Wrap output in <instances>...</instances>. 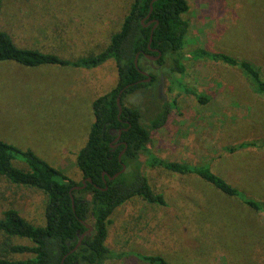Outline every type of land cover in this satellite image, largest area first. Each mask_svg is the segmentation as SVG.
<instances>
[{
	"label": "rangeland",
	"instance_id": "1",
	"mask_svg": "<svg viewBox=\"0 0 264 264\" xmlns=\"http://www.w3.org/2000/svg\"><path fill=\"white\" fill-rule=\"evenodd\" d=\"M188 1L190 9L183 15L189 24L183 50L186 71L176 74L181 83L170 88L168 69L143 60L160 81L125 99L141 109L142 121L151 130L141 161L153 189L164 193L168 205H150L137 197L120 206L112 215L106 244L116 252L161 254L174 264H264V212L194 173L145 164L150 155L208 163L214 172L264 202V147L242 146L264 141V94L255 91L239 68L193 54L205 48L248 59L264 77V0ZM132 2L0 0V30L20 47L73 60L104 50ZM117 82L114 59L94 68L29 67L2 61L0 139L32 149L80 182L77 155L95 120L93 102ZM186 87L209 96V102L202 104L186 93ZM174 100L167 122L153 129L150 122L158 105ZM47 202L42 189L0 175V217L15 208L28 221L44 226ZM5 240L33 245L29 238L0 231V245ZM9 256L24 259L32 254ZM113 264L149 263L125 254Z\"/></svg>",
	"mask_w": 264,
	"mask_h": 264
},
{
	"label": "trees",
	"instance_id": "2",
	"mask_svg": "<svg viewBox=\"0 0 264 264\" xmlns=\"http://www.w3.org/2000/svg\"><path fill=\"white\" fill-rule=\"evenodd\" d=\"M151 5L152 13L147 17ZM189 9L188 0H133L121 28L111 36L106 48L99 53L73 60L52 52L20 47L7 31L0 30V62L15 61L29 67L50 64L94 68L114 59L118 71L116 86L93 102L95 120L85 146L77 155V165L83 179L92 178V182L87 181L85 188L72 190L75 185H81L82 181L72 180L32 149H23L0 139V175L16 184L42 189L48 196L45 213L47 223L44 226L28 221L15 208L3 212L0 231L9 236L29 238L33 245L5 240L0 245V264H108L109 261L113 264L125 254L149 264H174L161 254L116 252L108 247L106 240L113 213L128 201L138 197L150 205H168L164 193L153 189L141 161V155L147 151L151 141V130L142 121L141 109L126 104L125 99L160 81L159 75L153 72H149L151 81H144L147 76L142 71L147 69L143 60L153 61L160 69H168L170 88L181 83L176 74L182 76L186 71L183 50L189 24L183 15ZM160 52L162 54L159 59L148 58V55L158 57ZM193 54L239 68L248 77L255 91L264 94V77L252 61L205 48H199ZM137 55L138 66L135 62ZM186 88V93L195 95L202 104L209 102V96ZM120 95L123 107L121 114L117 102ZM175 103V100L165 101L158 105L150 122L153 129H158L167 122ZM121 130V138L117 140ZM256 145L264 147V141L245 143L242 146ZM16 161L26 164L27 168L19 166ZM145 164L182 174L194 173L224 194L240 199L249 208L264 212V202L249 196L214 172L208 163L191 164L150 155ZM124 166V172L110 179L109 175L113 176ZM86 224L92 225L93 231L86 233L81 245L72 252L82 234L88 231ZM26 253L32 256L24 259L9 256Z\"/></svg>",
	"mask_w": 264,
	"mask_h": 264
},
{
	"label": "water",
	"instance_id": "3",
	"mask_svg": "<svg viewBox=\"0 0 264 264\" xmlns=\"http://www.w3.org/2000/svg\"><path fill=\"white\" fill-rule=\"evenodd\" d=\"M153 1H155V0H153ZM152 10H153V5H151V10H150V13H149V15H148L147 17H149V16L151 15ZM142 22H144V20H143ZM149 23H152V21H150ZM145 25H148V24H145ZM155 26H156V25H155ZM152 35H153V33H152ZM161 54H162V53L160 52L158 57H152V56L148 55V58H150V59H154V60H157V59H159V57L161 56ZM135 62H136V65L138 66V55H137V58H136V61H135ZM142 72H143V74H145V75L147 76V78L144 79V81H147V82L151 81L152 76L149 74V72H147V71H142ZM122 92H123V91H121V94H122ZM117 102H118V105H119V108H120V114H121V113H122V109H123V107H122V103H121V95L118 97ZM121 135H122V130L120 131V134H119V136L117 137V140H119V139L121 138ZM124 143L127 145L126 142H124ZM125 169H126V166H124L123 169H122L121 171L115 173L113 176L109 175L110 179H114V178H116V177L119 176L122 172H124ZM87 181L92 182V178H90V177H88V178H84V179L82 180V184H81V185H75L74 187H72V190L83 189V188H85V187L87 186ZM86 225H87V227H88V231L82 234L80 241L78 242V244L76 245V247H75L74 249H72V252L75 251V250L81 245L82 240H83V238L85 237L86 233H89V234L92 233V231H93V226L90 225V224H86Z\"/></svg>",
	"mask_w": 264,
	"mask_h": 264
}]
</instances>
